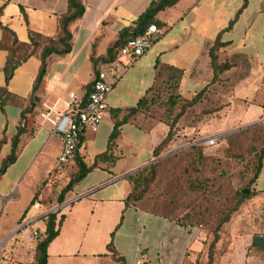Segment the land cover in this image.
<instances>
[{"label":"crops","instance_id":"crops-1","mask_svg":"<svg viewBox=\"0 0 264 264\" xmlns=\"http://www.w3.org/2000/svg\"><path fill=\"white\" fill-rule=\"evenodd\" d=\"M151 1L85 0L81 18L70 26V52L48 59L46 76L36 93L34 134L0 176V242L14 231L37 186L56 167L61 140L46 119L55 120L57 115L65 113L69 94L80 101L85 98L88 84L94 78L90 56L104 55L119 32L131 29ZM243 2L179 0L157 14L162 24L161 35L151 48L140 57L119 56L113 63L124 66L121 73L109 68L114 82L105 99L106 109L96 132H83L79 148L87 165L106 151L113 127L111 111L137 104L154 82L156 64L181 71L178 93L186 99L208 85L212 79L209 50L218 35L219 42L224 44L218 51L219 61L227 63L229 68L223 74L225 82L212 86L220 97V109L209 120L210 124L219 132L264 124V0H247L226 29ZM66 10L67 0H0V24L12 30L20 42H28V30L53 36L58 17ZM5 59L6 53L0 50V87L4 86ZM38 68L35 57L26 60L15 70L8 91L27 100ZM20 113L18 106H0V139L5 137L7 141L1 147L0 160L9 152V141L16 133ZM205 125L200 124L198 129L205 130L208 124ZM167 131L163 123H150L145 129L132 123L120 127L113 163H99L74 186L71 197L63 204L58 234L46 248L47 264H189L193 261L192 254L202 249L195 229L125 204L130 192L125 177L151 159L154 146ZM15 188L25 193V198L20 210L11 216L8 208L15 200L12 195ZM252 189L264 204V157ZM45 213L33 206L27 217L34 222ZM40 224V221L35 223ZM17 239L30 244L31 236L24 233L17 235Z\"/></svg>","mask_w":264,"mask_h":264},{"label":"trees","instance_id":"trees-1","mask_svg":"<svg viewBox=\"0 0 264 264\" xmlns=\"http://www.w3.org/2000/svg\"><path fill=\"white\" fill-rule=\"evenodd\" d=\"M179 0H152L145 10L134 20V26L131 29H123L119 32L117 40L110 46L104 55L94 57L90 56L94 76L99 72L103 64L113 63L120 55V49L127 40L141 35L145 29L152 23L158 28L157 38L161 35L162 24L157 20V14L166 8L172 7ZM85 0H67V10L64 14L58 17L56 33L53 36H45L40 33L28 30V42H20L15 33L8 27L0 24L1 38L0 50L6 53V59L3 66L4 86L0 87V106L6 104L18 106L21 108L20 120L16 129V133L9 141V152L0 160V176L5 172L6 168L11 165L17 158L25 143L33 136L35 130V115L36 102L38 101L37 91L44 80L47 73L48 59L52 56L62 57L68 54L71 50V31L70 26L79 20L84 12ZM247 0H244L242 8L238 10L233 20L230 21L229 29L237 18L238 14L245 7ZM224 44L219 42V35L215 39L209 50L210 65L212 69V79L208 85L203 87L190 99L182 97L178 93V85L181 76V71L171 66H162L156 64V75L152 86L139 99L134 107L121 110L115 109L111 111V119L113 123L112 131L108 137L106 151L94 157V163L87 165L83 156L79 153V148L82 143L83 132L80 133L78 143L73 152L72 158L62 165L61 169L54 167L47 176L40 182L34 191V196L21 215L17 225H22L23 222L29 221L27 213L34 203L38 204V208L46 213L38 220L30 222L29 225L22 231L18 232L23 235L27 232L31 236L30 244H25L14 236V241L6 245L2 249L0 264H47L46 248L49 242L58 234L59 225L63 218L60 215V210L52 211L54 207L63 205L72 195L73 188L76 184L95 168L99 163L112 164L114 161V149L116 147V139L120 134V127L123 124L132 123L141 129H145L150 123H163L167 126L168 131L163 139L154 146L152 157H158L165 149H167L177 133L188 129H197L200 124L208 122L215 117L220 109L219 95L213 90V85H219L225 82L223 78L224 72L227 71L229 65L220 63L218 51ZM30 57H35L39 61V68L33 80L30 97L26 100L10 93L7 85L15 70L21 66ZM93 81L88 84V91L83 100L80 101L79 108H82L87 102L88 94L92 88ZM73 118L76 113H73ZM187 122L186 124H183ZM264 126L260 124L254 127ZM6 138L0 139V150L2 145L6 143ZM264 157V146L259 149L256 158V165L251 178L247 181L245 188L239 189L237 193L239 204L243 200L249 198L250 192L245 193V190L251 188L252 194L256 196L252 186L258 177L262 158ZM157 164L151 165L150 168H155ZM68 167L73 168V173L68 176L66 182L61 184L63 174ZM130 185V192L125 198L126 205H132L140 210L150 214L159 215L161 217L172 219L164 214L147 211L135 205L146 191V187L140 189L139 175L130 174L125 177ZM56 191V205L49 206L45 202L46 192ZM139 188V189H138ZM138 189V190H137ZM237 208V204L233 207ZM230 217L228 213L223 222H227ZM173 220V219H172ZM40 221V226L35 223ZM185 227H191L186 222H178ZM194 227V226H193ZM35 229V230H34ZM200 241L202 249L195 255V259L189 264H211L210 248L217 242V238L210 240V235L201 232ZM32 234V235H31ZM255 247L259 250L261 248Z\"/></svg>","mask_w":264,"mask_h":264},{"label":"rangeland","instance_id":"rangeland-1","mask_svg":"<svg viewBox=\"0 0 264 264\" xmlns=\"http://www.w3.org/2000/svg\"><path fill=\"white\" fill-rule=\"evenodd\" d=\"M208 122L203 123L208 124L205 130L177 133L165 151L132 172L134 177L139 175L138 187H146L135 205L176 222H186L199 235H203L202 231L210 235L211 241L217 238L210 248L211 264H264V245L257 246L259 250L254 245L256 236L264 241L263 201L249 187V198L238 204L236 193L245 188L253 174L257 154L264 146V126L219 132ZM216 133L221 136L216 144L203 143L204 138ZM153 164L157 165L150 168ZM72 173L73 168L68 167L59 186ZM56 191L57 188L46 192L45 202L49 206L56 205ZM12 195L15 200L8 208L11 216L20 210L25 193L15 188ZM228 213V221L223 222ZM23 223L26 225L13 235H19L30 222ZM11 239L0 242V255ZM197 253L192 254L193 261Z\"/></svg>","mask_w":264,"mask_h":264},{"label":"built area","instance_id":"built-area-1","mask_svg":"<svg viewBox=\"0 0 264 264\" xmlns=\"http://www.w3.org/2000/svg\"><path fill=\"white\" fill-rule=\"evenodd\" d=\"M157 34V26L154 23L150 24L141 35L126 41L120 49L119 56L123 58L140 57L151 48ZM111 67L119 73L124 69V66L119 63L103 64L93 78L87 102L82 108H79L80 100L74 94H69L70 102L65 113L57 115L55 120L46 119L52 124L54 132L60 136L61 140V150L56 159L57 169H61L62 165L72 158L81 132H96L98 129L101 115L106 109V96L113 87L114 80L109 74ZM73 113H76L75 118L72 117ZM262 118L264 120V109ZM220 138L219 134L210 135L203 139V143L208 146L214 145ZM34 206L38 207V204L34 203Z\"/></svg>","mask_w":264,"mask_h":264},{"label":"water","instance_id":"water-1","mask_svg":"<svg viewBox=\"0 0 264 264\" xmlns=\"http://www.w3.org/2000/svg\"><path fill=\"white\" fill-rule=\"evenodd\" d=\"M244 192L246 193L247 190H245ZM62 206H63V205H61L60 207H62ZM60 207H59V208H60ZM57 209H58V207L54 208V209L51 210L50 212H52V211H54V210H57ZM29 222H31V221H28V223H29ZM25 225H26V223H23V224L20 225L18 228L14 229V231L11 232V234H10V236H9L8 238L12 237L13 234H15L19 229L23 228ZM8 238H7V239H8ZM255 243H256V245L259 246V247H262V246L264 245V241H263V239H262L261 237H259V236H256V237H255Z\"/></svg>","mask_w":264,"mask_h":264}]
</instances>
